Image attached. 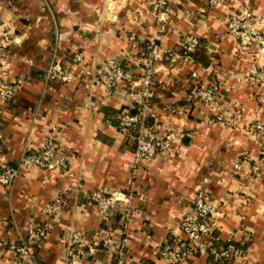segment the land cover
<instances>
[{"label":"crops","instance_id":"1","mask_svg":"<svg viewBox=\"0 0 264 264\" xmlns=\"http://www.w3.org/2000/svg\"><path fill=\"white\" fill-rule=\"evenodd\" d=\"M110 1L16 0L10 7L0 0V20L13 31L5 47L11 63L5 78L18 83L13 101L0 105V163L19 168L14 184L0 187V241H25L33 223L50 227L33 260L21 261L3 248L0 264H66L74 230L89 238L96 233L118 238L121 219L118 227L104 228L91 196L127 191L133 184L136 212L128 229L133 260L168 264L160 259L159 247L181 236L182 214L205 196L224 213L221 244L233 240L239 248L231 264H264V131L250 128L257 121L264 124V89L244 78L255 60L254 47L241 49L227 31L228 13L237 8L264 19V0H223L218 6L210 0H172L161 47L178 52L186 33L198 37L201 46L191 63L172 66L166 58L157 63L153 124L159 135L177 131L182 138L145 163L135 178L136 139L119 122L138 102L139 88L120 83L106 96L98 68L117 59L133 82H140L154 6L153 0H126L121 6ZM55 63L73 75L71 82L47 76ZM260 65L264 69V53ZM194 71L199 74L195 82ZM196 84L219 88V112L239 116L234 126L214 122L208 109L189 97ZM50 135L68 151L67 170L21 167L23 155L35 152ZM256 165L259 175L251 173ZM57 200L62 211L51 222L44 209ZM113 254L98 248L83 264H111ZM181 264L216 263L204 254Z\"/></svg>","mask_w":264,"mask_h":264},{"label":"built area","instance_id":"2","mask_svg":"<svg viewBox=\"0 0 264 264\" xmlns=\"http://www.w3.org/2000/svg\"><path fill=\"white\" fill-rule=\"evenodd\" d=\"M8 6L14 7L16 0H3ZM126 0H111L112 5H123ZM172 0H153L155 23L147 39L149 55L144 64L140 82L135 84L130 73L125 71L123 64L117 59L101 62L98 68V79L102 85L103 93L111 96L120 83L127 86L138 87L139 106L135 112L126 111L120 116V128L129 133L131 130L138 132L136 138V150L132 166V175L135 178L145 163L150 162L159 153L171 149L172 144L180 141L181 133L168 131L159 135L157 127L149 123L154 118L155 86L154 77L158 73L157 63L166 58L172 66L180 63H191L201 46L200 39L193 34L182 35L179 51H166L161 43L166 36L167 21L171 14ZM211 6L224 5L223 0H210ZM227 31L237 41L241 49H250L255 59L250 68L244 74V78L258 89H264V69L260 65V57L264 53V19L252 15L245 8H237L230 11L227 17ZM13 39V31L9 23L0 20V105H8L16 95L17 81H7L6 74L11 63L5 52V47ZM78 60L80 55H76ZM50 79L62 82H71L73 75L67 72L61 63H55L47 70ZM199 74L191 73L192 80H197ZM189 97L197 105L208 109L216 123L234 126L239 116H226L220 113L219 88H207L195 85L188 93ZM174 110V108H172ZM240 113V112H238ZM252 131L263 132L264 124L257 121L250 126ZM264 148V147H263ZM67 149L63 148L52 135L39 141L34 153H25L20 161V166L25 169L58 170L61 173L68 168ZM264 157V153H263ZM240 169V165L236 166ZM251 173L259 175L260 166H253ZM19 175V168L3 161L0 163V187H10ZM134 184L127 191L103 192L92 194L91 200L96 206L100 216L107 219L116 212H121V223L114 235L102 236L96 233L91 238L80 230L71 232L68 247L66 249V264H83L89 253L95 249L113 250L111 264H141V261L133 260L129 254L128 229L133 222L136 212ZM61 201L49 203L44 213L52 222L60 216L62 211ZM224 217L216 205L205 196L197 197L191 203L188 211L182 214L179 229L181 236L167 240L158 249L160 259L168 264H181L188 258L198 255H209L216 264L232 263L239 248L233 240H228L224 245L218 234L220 220ZM49 226L33 223L28 229V237L21 243H5L0 241V249L8 248L17 255L21 261H31L35 258V248L49 235ZM114 232V233H115Z\"/></svg>","mask_w":264,"mask_h":264},{"label":"trees","instance_id":"3","mask_svg":"<svg viewBox=\"0 0 264 264\" xmlns=\"http://www.w3.org/2000/svg\"><path fill=\"white\" fill-rule=\"evenodd\" d=\"M143 52H144V54L142 53L141 56L143 58L148 57V55H149L148 43H146ZM124 69H125V71H127V68L125 66H124ZM154 86H156V83H154ZM155 95H156V90H155ZM138 106H139V103L137 102L135 107L131 110V112H135L136 109L138 108ZM149 120H150L149 123L152 124L153 123V118H151ZM129 134L136 139L137 135H138V132L136 130H131L129 132ZM121 216H122L121 212L118 211V212L114 213L112 216L108 217L107 219H104L103 227L106 228V229H108L109 227H111L113 229L115 227H118V225H119L118 223H119V220L121 219ZM35 250H36V248H35ZM141 264H147V263L145 261H141ZM227 264H231V262H229Z\"/></svg>","mask_w":264,"mask_h":264},{"label":"water","instance_id":"4","mask_svg":"<svg viewBox=\"0 0 264 264\" xmlns=\"http://www.w3.org/2000/svg\"><path fill=\"white\" fill-rule=\"evenodd\" d=\"M154 81H155V77H154ZM194 82H195V80H194ZM197 85V84H196Z\"/></svg>","mask_w":264,"mask_h":264}]
</instances>
